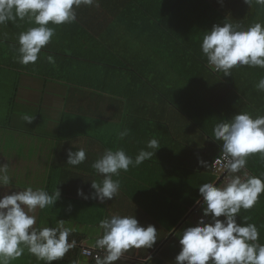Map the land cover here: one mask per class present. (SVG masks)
Returning a JSON list of instances; mask_svg holds the SVG:
<instances>
[{"label":"crops","instance_id":"obj_1","mask_svg":"<svg viewBox=\"0 0 264 264\" xmlns=\"http://www.w3.org/2000/svg\"><path fill=\"white\" fill-rule=\"evenodd\" d=\"M219 2L209 20L201 10L189 14L181 23L180 32L184 44L192 45L190 52L181 48L167 57L162 53L168 50H160L154 43L155 38L158 41V19L150 11L146 12L149 17L145 22L136 21L131 27L142 39L144 26L148 27L147 35L152 33L143 45L146 50L143 40L136 44L134 56L120 49L126 40L110 44V34L116 30L124 33L127 26L111 24L109 18H99V25L93 21L90 27L93 31L97 27L95 32L101 37L83 43L84 47H96L97 41L102 45L98 46L101 52H105V43L115 46L118 62L126 63L121 68L109 64L104 67L98 61L78 57L80 39L74 33L80 31L77 20L59 25L50 22L48 27L55 32L37 61L21 64L17 37L36 25L28 17L0 24V129L9 136L0 133V164L12 171L7 173L10 185L0 188V194L28 187L51 192L59 189L61 193L53 209L37 208L29 213L36 217L33 227L56 226L62 221L64 228L74 232L69 242L75 240L73 248L77 249L96 245L103 235L99 227L102 219L116 214L134 215L140 224L157 228L158 240L152 248L128 249L114 264H175L174 257L180 250L175 234L194 225L202 215L204 205L200 204L198 187L208 182L223 187L233 175L226 171L215 177L211 172V160L222 150V142L214 138V126L238 112L253 118L264 116V91L257 89L259 81H251L250 66L237 65L225 76L208 63L199 47L213 24L226 21L244 28L255 23L264 25V5L256 10L255 21L244 23L235 15L239 10L226 9L234 5ZM254 11L248 9L247 13L254 15ZM75 12L76 16L95 17L93 6L81 5ZM109 15L112 14L106 12L104 17ZM127 16V12L121 13V17ZM49 56L54 62L49 61ZM24 115H32L34 120L26 123ZM125 130L127 134L122 137L120 133ZM10 137L12 143L4 156L2 151ZM153 138L161 145L155 155L112 175L113 180L120 182L119 192L112 200L101 203L77 195L78 188L85 193L92 191L91 180H103V175L91 165L105 150L123 149L134 160ZM70 148H83L86 160L76 166L68 164ZM246 159V166L236 175L244 178L247 173L264 178V153H253ZM22 166L23 171L17 170ZM237 219L254 224L258 243L264 244V193L252 208L241 209ZM73 248L51 264H96V260L79 254V249L75 253ZM8 264L44 262L24 247L23 254Z\"/></svg>","mask_w":264,"mask_h":264},{"label":"clouds","instance_id":"obj_2","mask_svg":"<svg viewBox=\"0 0 264 264\" xmlns=\"http://www.w3.org/2000/svg\"><path fill=\"white\" fill-rule=\"evenodd\" d=\"M253 2L264 5V0H243L248 6ZM94 3L96 0H0V24L28 17L36 25L17 37L19 62L27 65L37 61L41 49L53 37L55 30L48 27L50 22L56 25L74 22L75 8ZM200 47L208 63L225 76L237 65L264 68V25L255 23L244 28L226 21L213 24L203 35ZM48 59L54 62L51 56ZM256 87L264 91V77ZM22 119L31 123L34 116L24 115ZM126 134L127 130L120 133L122 137ZM213 134L215 140L222 142L224 166L233 175L223 187L211 182L198 187L204 205L202 215L194 225L175 234L180 245L175 264H264V244L258 243L257 227L237 219L241 209L252 208L264 193V178L247 173L244 178L236 175L246 166L250 154L264 153V116L253 118L246 112H238L217 123ZM160 146L157 139H150L146 144L150 150L141 149L134 160L123 149L105 150L91 165L103 175V180H91L92 191L85 193L78 188L77 195L101 203L112 200L120 189L119 180H113L112 175L150 159ZM86 158L83 148L75 151L70 148L66 162L76 166ZM199 163L207 166L202 160ZM7 173L8 166L0 164V188L11 183ZM60 195L59 189L49 194L32 187L0 194V264L20 257L24 247L44 264H51L76 246L75 240L69 242L70 230L62 226V221L56 226L33 227L36 217L29 213L53 206ZM99 227L103 235L97 239L96 247L106 254L97 256L96 264H114L128 249L152 248L158 240L157 228L140 224L134 215H112L102 219Z\"/></svg>","mask_w":264,"mask_h":264},{"label":"trees","instance_id":"obj_3","mask_svg":"<svg viewBox=\"0 0 264 264\" xmlns=\"http://www.w3.org/2000/svg\"><path fill=\"white\" fill-rule=\"evenodd\" d=\"M216 4L219 6L220 2L219 0H173L172 6L168 5L167 0H148L144 3L139 2L138 0H96V3L93 5H83L84 8L86 7H91L93 6L95 9V17H88V16H83L82 14L79 16H76V20L78 25H80V31L79 32H74L75 35L79 36V58L82 59H87L90 58L93 61H98V63L104 65L109 64V65H117L118 67H123L126 63H120L119 58H118V50H115V46H111L112 44H118L119 41L121 40H126L125 43L121 46V50L123 51L124 54L126 55H132L134 56L133 52H135V46L138 42H142V47L144 50L146 48L143 46L145 41L149 38L150 36L149 33L145 32V29L148 27L144 26V39L141 38L140 33H134L132 32V25L136 21L143 20L144 22L146 19H148L149 15L146 14V12L150 11L149 14L151 15H157V31L155 33L157 36H159L158 44L160 47V50L162 48H166L168 50V53H162L165 57L171 56L176 50L178 49H188L189 50V44H184L183 42V34H181V23L187 19L189 14L192 12L195 13V11H200L202 16H207L209 20V16L211 14V11H214L216 9ZM222 4H232L231 8L226 7L228 10H239L236 16L242 21V22H251L255 21V18L257 13L256 10H259L261 5L256 4L253 2L252 5L248 6L243 3V0H233L232 3L230 0H223ZM124 6L125 8H122L121 6ZM128 8H127V7ZM139 7V8H138ZM219 8V7H218ZM248 9H253L254 15L252 13H247ZM138 11H141V13H137ZM108 12L111 13L112 15H109L108 17H104V14ZM122 12H127L129 16L127 17H121ZM193 13V14H194ZM199 13V14H200ZM100 15L101 17L97 16ZM144 15V17L142 16ZM106 16V15H105ZM99 18L100 20L103 21V19H111V24L114 25H125L127 26L126 29L124 30V33H120L119 31H113L111 35V40L112 42L110 44L105 43L104 49L105 52H101L102 49H100L98 46L102 47L100 42H96V47L92 46L90 49L85 48L84 44L87 42H90L91 40H96L97 37H101L100 33H97L95 31L97 30V27L95 28V31L90 27L92 25L93 21H95L96 25H99ZM257 18V17H256ZM168 20H170L171 23H168ZM76 22V21H75ZM6 23V22H5ZM4 23V24H5ZM148 23V21L146 22ZM182 23V24H183ZM193 26V25H191ZM150 27V26H149ZM89 28V29H88ZM154 28V26L150 27ZM119 29H121L119 27ZM94 33V34H91ZM92 35V37H91ZM110 37V36H108ZM154 37V36H153ZM182 42H181V41ZM78 43V41H77ZM84 43V44H83ZM17 43H15L16 45ZM175 45V46H174ZM177 45V46H176ZM185 45V47H184ZM200 47V46H199ZM48 48V47H47ZM94 48V49H92ZM92 49V50H91ZM68 51L69 49H65ZM193 50V49H192ZM158 50L153 51L156 55H158ZM12 52H14V49H12ZM18 52V51H17ZM190 52V50H189ZM92 53V54H91ZM153 53V54H154ZM203 54V53H201ZM197 55V53H195ZM204 55V54H203ZM159 56V55H158ZM52 57V56H51ZM110 57V58H109ZM162 57V56H159ZM58 58V57H57ZM109 58V59H107ZM107 61V62H106ZM107 65V66H109ZM245 66V65H244ZM250 72L251 75L250 77L252 80H257L261 79L264 77V68L261 67H252L250 66ZM213 160V158H212ZM211 160V163H212ZM211 163H210V168H211ZM212 172V171H211ZM215 174V173H214ZM216 177V174H215ZM216 185V184H215ZM49 188H51V185H49ZM49 194H53L54 191H47ZM202 199V198H201ZM201 204V202H200ZM55 206L51 207L48 206L46 209H43V211H46L47 209H53ZM73 236H75L74 232L70 230V235L68 237V240H70ZM80 247L73 248V251H76L79 249V254H80Z\"/></svg>","mask_w":264,"mask_h":264},{"label":"built area","instance_id":"obj_4","mask_svg":"<svg viewBox=\"0 0 264 264\" xmlns=\"http://www.w3.org/2000/svg\"><path fill=\"white\" fill-rule=\"evenodd\" d=\"M224 165H225V161H224L223 151L220 150L213 157V160L211 163V170L216 175H220V174L227 171ZM202 203L203 202L201 200V204ZM80 254H82L83 256H85L88 259L96 260L97 256H100V255L106 254V253L104 250L97 248L96 245H92V246H82L80 248Z\"/></svg>","mask_w":264,"mask_h":264},{"label":"rangeland","instance_id":"obj_5","mask_svg":"<svg viewBox=\"0 0 264 264\" xmlns=\"http://www.w3.org/2000/svg\"><path fill=\"white\" fill-rule=\"evenodd\" d=\"M167 3H168V5H171L172 6V3H173V0H167ZM155 37H157L158 38V40H159V36H155ZM156 39V38H155ZM154 39V43L157 45L158 44V41L157 40H155ZM175 46V45H174ZM177 46V45H176ZM5 132V130H1L0 129V133H4ZM5 134H6V132H5ZM7 135V134H6ZM8 136V135H7ZM9 137V136H8ZM9 141V142H8ZM9 143V144H8ZM11 137L10 138H8V140H7V145H6V148L4 147V151H2V155H4L5 156V154H6V152H7V150H8V148L10 147V145H11ZM1 155V154H0ZM1 158V157H0ZM15 164V163H14ZM9 165H10V163H9ZM15 166V165H14ZM17 170H19V171H23L24 169H23V166L22 167H19V168H17ZM8 172H12V171H8ZM44 209H46V208H44Z\"/></svg>","mask_w":264,"mask_h":264}]
</instances>
